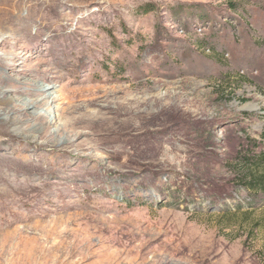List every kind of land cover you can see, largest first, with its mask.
Here are the masks:
<instances>
[{
	"label": "rangeland",
	"instance_id": "1",
	"mask_svg": "<svg viewBox=\"0 0 264 264\" xmlns=\"http://www.w3.org/2000/svg\"><path fill=\"white\" fill-rule=\"evenodd\" d=\"M227 1L0 0V97L44 112L0 99V264H264V0Z\"/></svg>",
	"mask_w": 264,
	"mask_h": 264
},
{
	"label": "trees",
	"instance_id": "2",
	"mask_svg": "<svg viewBox=\"0 0 264 264\" xmlns=\"http://www.w3.org/2000/svg\"><path fill=\"white\" fill-rule=\"evenodd\" d=\"M226 6V9H224L225 13L229 17H234L235 22L242 25L244 19L237 14L239 11L242 12L239 4L228 0ZM139 9L149 11L151 7L147 4H142ZM229 13H234L235 15ZM208 49L210 50L209 46ZM255 142V139L247 141L249 145H246V148L241 150L238 157L233 160L232 173L234 181L246 192L249 202L251 201L253 205L257 204L259 206L264 205V149H260L263 147L262 142L258 144H255ZM252 143L254 146L250 148ZM258 149L260 150L257 151ZM239 209L237 208L236 210Z\"/></svg>",
	"mask_w": 264,
	"mask_h": 264
},
{
	"label": "bare ground",
	"instance_id": "3",
	"mask_svg": "<svg viewBox=\"0 0 264 264\" xmlns=\"http://www.w3.org/2000/svg\"><path fill=\"white\" fill-rule=\"evenodd\" d=\"M32 85H34V88H30L26 91L30 95V97L37 95L35 94V90H37V92L39 93H44V97H49L51 99V102L55 101L56 97L54 96V92L50 89L51 87H48V84L44 85L43 83H39L38 81H36L32 82ZM0 99L2 102L12 103V107H17V109L19 110H24L26 112V117H30V119L43 116L42 114L44 112L42 113V111L37 107V103L39 100H37L36 98L19 99V97L14 98L13 96L8 95L6 94V92H4ZM47 103L48 100H44L42 102L43 105H47ZM3 117L6 118L7 116L3 115Z\"/></svg>",
	"mask_w": 264,
	"mask_h": 264
}]
</instances>
